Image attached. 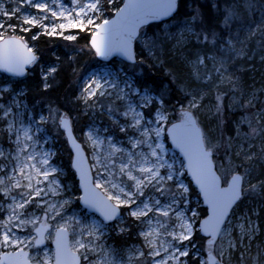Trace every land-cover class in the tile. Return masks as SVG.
<instances>
[{
  "label": "snow or ice",
  "instance_id": "snow-or-ice-1",
  "mask_svg": "<svg viewBox=\"0 0 264 264\" xmlns=\"http://www.w3.org/2000/svg\"><path fill=\"white\" fill-rule=\"evenodd\" d=\"M258 64L264 0H0V264H264Z\"/></svg>",
  "mask_w": 264,
  "mask_h": 264
},
{
  "label": "rangeland",
  "instance_id": "rangeland-1",
  "mask_svg": "<svg viewBox=\"0 0 264 264\" xmlns=\"http://www.w3.org/2000/svg\"><path fill=\"white\" fill-rule=\"evenodd\" d=\"M55 39L60 40L61 38H55ZM78 39H79V37H78ZM80 43L83 44L84 41H82V42L80 41ZM64 44H73V45H75V41H61L60 47L58 49L61 53H64V52H67L68 51V49L64 48ZM50 47H52V46L50 45ZM76 47H79V45H76ZM93 62H94V58H91L89 56L84 55V57L82 58V60L79 62L80 63V69H81V71H83L84 69H86ZM262 74H264V66H260L258 64L257 65L256 73H255L257 86H260V83L262 81ZM70 77H71L70 78V81L72 83V81H73L72 71H71V76ZM249 83H251V80H249ZM80 118H82L85 122L88 119V117H85L83 115H81ZM79 126L80 125L78 124L77 127H79ZM57 144L59 146L58 162L61 163V164H63V165H67L69 163V160H68V153H69L68 146L63 141H57Z\"/></svg>",
  "mask_w": 264,
  "mask_h": 264
},
{
  "label": "trees",
  "instance_id": "trees-1",
  "mask_svg": "<svg viewBox=\"0 0 264 264\" xmlns=\"http://www.w3.org/2000/svg\"><path fill=\"white\" fill-rule=\"evenodd\" d=\"M45 39L47 40L49 38H45ZM82 41L83 40H81V42ZM40 46H41V48H45V44H44L43 41L41 42V45ZM48 47H50V45H48ZM83 57H84V55L81 54L80 57H79V62L82 60ZM70 70L71 69L68 70L67 78L65 80L61 81V84H60L61 94H63L64 90H71L74 87V85L70 81V78H71L70 77L71 76V71ZM149 74L150 75H156V73L152 72L151 70H149ZM158 78H161L162 79V75L160 77H158ZM84 122L85 121L82 118H80L79 125H82Z\"/></svg>",
  "mask_w": 264,
  "mask_h": 264
},
{
  "label": "water",
  "instance_id": "water-1",
  "mask_svg": "<svg viewBox=\"0 0 264 264\" xmlns=\"http://www.w3.org/2000/svg\"><path fill=\"white\" fill-rule=\"evenodd\" d=\"M67 146H68V149H69V151H70V146L67 144Z\"/></svg>",
  "mask_w": 264,
  "mask_h": 264
}]
</instances>
